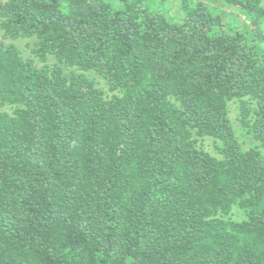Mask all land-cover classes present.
Masks as SVG:
<instances>
[{
    "label": "trees",
    "instance_id": "obj_1",
    "mask_svg": "<svg viewBox=\"0 0 264 264\" xmlns=\"http://www.w3.org/2000/svg\"><path fill=\"white\" fill-rule=\"evenodd\" d=\"M224 2L0 0V264H264V0Z\"/></svg>",
    "mask_w": 264,
    "mask_h": 264
},
{
    "label": "rangeland",
    "instance_id": "obj_2",
    "mask_svg": "<svg viewBox=\"0 0 264 264\" xmlns=\"http://www.w3.org/2000/svg\"><path fill=\"white\" fill-rule=\"evenodd\" d=\"M206 1L209 2V3H211L212 5H214L216 7L223 8V9L229 11V12L235 11L238 14H240V8L239 7H235V8L230 7V6L226 5V3L224 2V0H206ZM240 19H241L242 24L244 22H247V19H246V17L243 14H241ZM2 34L3 33L0 30V41L2 40ZM16 43L24 51V54H26V55H30L31 54V48H32V44H33V41L31 39L18 40V41H16ZM235 108H236V106H234V109Z\"/></svg>",
    "mask_w": 264,
    "mask_h": 264
}]
</instances>
